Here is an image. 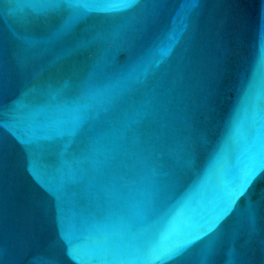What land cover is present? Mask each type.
I'll use <instances>...</instances> for the list:
<instances>
[{"label":"water","instance_id":"water-1","mask_svg":"<svg viewBox=\"0 0 264 264\" xmlns=\"http://www.w3.org/2000/svg\"><path fill=\"white\" fill-rule=\"evenodd\" d=\"M117 2L0 0V264H264V0Z\"/></svg>","mask_w":264,"mask_h":264},{"label":"snow or ice","instance_id":"snow-or-ice-1","mask_svg":"<svg viewBox=\"0 0 264 264\" xmlns=\"http://www.w3.org/2000/svg\"><path fill=\"white\" fill-rule=\"evenodd\" d=\"M136 0H118L117 3L113 4V7H131ZM199 4V0H186V6L188 12L194 9ZM34 140V138H33ZM24 144H30L33 141L30 140H23L21 141ZM256 170L254 167L249 168L241 177L240 183L238 186L229 193L228 199L225 204L220 208L215 218L212 222L208 225L206 231L210 232L216 225L217 221H219L225 214L229 212L231 209L233 202L236 200L237 197L241 196L244 193L245 187L249 184L250 181L253 180L254 176L256 175ZM204 232L198 233L197 235L193 236L190 240L184 241L183 244L180 245H173L171 247L162 248L158 251H155L152 255V258L149 261L142 262V264H150L152 261H159L163 264L164 261L168 260L171 257L177 256L183 247L187 244H190L193 240H197L200 236L204 235ZM69 255V252H68ZM83 264V262H81Z\"/></svg>","mask_w":264,"mask_h":264}]
</instances>
